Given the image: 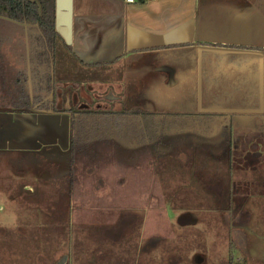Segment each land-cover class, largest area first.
<instances>
[{
	"label": "rangeland",
	"instance_id": "obj_1",
	"mask_svg": "<svg viewBox=\"0 0 264 264\" xmlns=\"http://www.w3.org/2000/svg\"><path fill=\"white\" fill-rule=\"evenodd\" d=\"M148 58L85 67L0 17V264H264V70L256 108L219 112L231 161L214 177L196 149L220 154L218 128L156 150L141 136L136 111L171 100Z\"/></svg>",
	"mask_w": 264,
	"mask_h": 264
},
{
	"label": "crops",
	"instance_id": "obj_2",
	"mask_svg": "<svg viewBox=\"0 0 264 264\" xmlns=\"http://www.w3.org/2000/svg\"><path fill=\"white\" fill-rule=\"evenodd\" d=\"M261 1L227 0L220 8L214 0H72L70 54L85 67L136 56H150V71L168 66V109L191 94L200 112L246 109L207 106L208 97L247 95L255 63L259 102L264 28L245 17L264 15Z\"/></svg>",
	"mask_w": 264,
	"mask_h": 264
},
{
	"label": "trees",
	"instance_id": "obj_3",
	"mask_svg": "<svg viewBox=\"0 0 264 264\" xmlns=\"http://www.w3.org/2000/svg\"><path fill=\"white\" fill-rule=\"evenodd\" d=\"M137 1L141 2L142 0ZM53 11V0H0V17L18 24L35 26L50 50L56 41L61 43V45L70 52V46H66L53 30ZM254 65L252 66V70L249 71L251 83L250 81L249 83L245 82V88H248V90L245 89V92L247 91V95L250 92L249 95H251L252 101L249 100V102H247V100L241 96L237 98L238 100L228 102V95H214L208 97L211 105L207 106L221 108H241L244 106L247 108H256L257 93ZM48 78L47 76L46 80H48ZM195 99V95L191 94L186 98L183 97L180 101L181 104H172L170 109H168V106H165L162 110L153 106L151 109L146 110V112L141 111L140 113V110H137L136 112L137 114L139 113L140 117L141 136L145 138L146 145L156 150L159 147H166V142L171 137L182 139L187 145L194 142L192 138L196 140L199 139V141L203 140L209 134L213 133L215 128H218L222 136H226L227 138L226 143L223 144L222 152L215 156L212 150L206 151V149L203 148H198L196 150L198 151L197 158L199 162L204 167L210 165L214 177L217 175L220 176L224 170L227 172V169L230 168L231 152L229 145V124L232 117L228 114L219 112L197 111ZM129 110L131 109L119 108L114 111V113L120 114V112L123 111L131 112ZM110 111L113 112L112 109ZM225 121L227 126L221 125L222 122ZM187 174L189 173L181 171L179 176ZM193 184H195L193 188L195 192L203 191L205 193L200 187L199 190H197L198 186L196 185V181L193 180Z\"/></svg>",
	"mask_w": 264,
	"mask_h": 264
},
{
	"label": "water",
	"instance_id": "obj_4",
	"mask_svg": "<svg viewBox=\"0 0 264 264\" xmlns=\"http://www.w3.org/2000/svg\"><path fill=\"white\" fill-rule=\"evenodd\" d=\"M53 30L66 46L71 44L72 0H53ZM58 116H47L46 121L58 122ZM65 117H62L64 120Z\"/></svg>",
	"mask_w": 264,
	"mask_h": 264
},
{
	"label": "flooded vegetation",
	"instance_id": "obj_5",
	"mask_svg": "<svg viewBox=\"0 0 264 264\" xmlns=\"http://www.w3.org/2000/svg\"><path fill=\"white\" fill-rule=\"evenodd\" d=\"M63 123H65L64 120H62V117H59V118H58V125H59L58 130H59V136H60V135L62 136V135H64V134H66L65 125L63 126Z\"/></svg>",
	"mask_w": 264,
	"mask_h": 264
},
{
	"label": "built area",
	"instance_id": "obj_6",
	"mask_svg": "<svg viewBox=\"0 0 264 264\" xmlns=\"http://www.w3.org/2000/svg\"><path fill=\"white\" fill-rule=\"evenodd\" d=\"M127 2H131L132 0H126Z\"/></svg>",
	"mask_w": 264,
	"mask_h": 264
}]
</instances>
